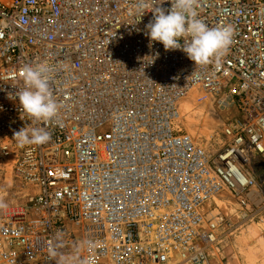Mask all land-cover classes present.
Wrapping results in <instances>:
<instances>
[{"label": "built area", "instance_id": "built-area-1", "mask_svg": "<svg viewBox=\"0 0 264 264\" xmlns=\"http://www.w3.org/2000/svg\"><path fill=\"white\" fill-rule=\"evenodd\" d=\"M157 7L171 0H0V162L28 193L0 212V264H56L53 244L85 241L75 264H212L226 231L264 223V0H198L234 29L204 66L150 42ZM40 62L61 107L37 125L10 96ZM195 96L233 113L208 140L176 126ZM33 126L51 139L19 147Z\"/></svg>", "mask_w": 264, "mask_h": 264}, {"label": "clouds", "instance_id": "clouds-1", "mask_svg": "<svg viewBox=\"0 0 264 264\" xmlns=\"http://www.w3.org/2000/svg\"><path fill=\"white\" fill-rule=\"evenodd\" d=\"M198 0H171V8H155L152 19L145 25L151 41L163 44L165 51L182 50L198 66L210 64L227 53L232 44L234 29L230 24L210 27L199 18ZM185 43H181V40ZM151 47V43L149 44ZM52 68L47 63H36L23 68V87L15 96L19 108L34 124L53 120L61 105L54 99L51 89ZM13 138L21 148L28 145H42L51 139V134L40 126L22 127L14 132ZM9 205L0 197V212H5ZM60 239L59 233L55 237ZM84 246L93 247L91 241H85L74 248L72 255H64L56 244L49 248V257L56 264H75Z\"/></svg>", "mask_w": 264, "mask_h": 264}, {"label": "rangeland", "instance_id": "rangeland-1", "mask_svg": "<svg viewBox=\"0 0 264 264\" xmlns=\"http://www.w3.org/2000/svg\"><path fill=\"white\" fill-rule=\"evenodd\" d=\"M206 110L208 111V109ZM207 113L210 118L215 117L210 115V112ZM217 116L222 122H225L233 117V113L217 110ZM218 126H220V124L214 125L207 134L210 136L218 134ZM179 127L192 137L198 139V141L204 140L196 137V131H194V129H187L182 127V125ZM216 141L217 140L212 144L214 148H217L219 145ZM257 170H262L261 166H258ZM27 194V190L24 186L13 176L10 164L8 162H0V197H2L9 206H19L24 204ZM224 212L228 215L231 213L228 209H224ZM231 218L233 219V216ZM243 242H246V244ZM245 245L249 248L252 245H256V251H259L258 246H261L263 250L260 253L262 255L258 258L252 257L249 253V249L246 248ZM215 249L216 250L211 251L210 254V261L212 264H264V223L255 222L254 224L245 226L237 232L226 231V234L223 235L220 243Z\"/></svg>", "mask_w": 264, "mask_h": 264}, {"label": "bare ground", "instance_id": "bare-ground-1", "mask_svg": "<svg viewBox=\"0 0 264 264\" xmlns=\"http://www.w3.org/2000/svg\"><path fill=\"white\" fill-rule=\"evenodd\" d=\"M206 109H208V111ZM178 112L179 116L176 126L179 127L182 125V127L187 129H194V131H196V137L200 139L208 140L210 135H208L207 132L210 130V128H213L214 125L221 124L220 119L216 115L214 117V114H212L210 104L197 103L196 96L192 99L182 101L179 105ZM207 112H210L209 114L214 118H210ZM214 201L218 204L221 202L219 199ZM244 244H246V242ZM245 246L249 249V253L252 255V257L258 258L260 255H262L260 253L263 250L261 246H258L259 251L255 250L257 249L256 245H252L250 248L247 247V245Z\"/></svg>", "mask_w": 264, "mask_h": 264}]
</instances>
